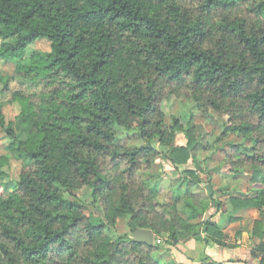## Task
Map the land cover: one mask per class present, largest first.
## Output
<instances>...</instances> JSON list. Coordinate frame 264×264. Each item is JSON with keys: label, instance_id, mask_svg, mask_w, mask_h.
Masks as SVG:
<instances>
[{"label": "trees", "instance_id": "obj_1", "mask_svg": "<svg viewBox=\"0 0 264 264\" xmlns=\"http://www.w3.org/2000/svg\"><path fill=\"white\" fill-rule=\"evenodd\" d=\"M0 40V60L16 65L20 84L40 87L2 101L13 80L3 78L0 91V130L23 163L13 191L0 195V264H167L163 239L222 244L204 219L222 203L180 189L170 203L152 184L160 160L177 172L195 166L182 185L202 183L198 173L211 181L195 162L192 133L165 122L168 89L189 90L208 119L227 117L219 141L244 139L220 165L232 175L251 168L261 188L230 202L264 216V0H0ZM41 41L49 52L31 50ZM14 101L21 111L8 120ZM119 129L145 145L122 144ZM10 160L0 156V179ZM85 189L90 204L78 196ZM123 222L132 234L152 231L154 243L107 234ZM263 228L264 217L253 235L263 239ZM253 257L264 264V240Z\"/></svg>", "mask_w": 264, "mask_h": 264}, {"label": "rangeland", "instance_id": "obj_2", "mask_svg": "<svg viewBox=\"0 0 264 264\" xmlns=\"http://www.w3.org/2000/svg\"><path fill=\"white\" fill-rule=\"evenodd\" d=\"M256 1L258 2L261 0ZM30 48L32 51L49 52L50 44L47 41H41L31 45ZM3 78H12L13 80L9 83L10 86L8 87V90H6V92L4 91V95L1 96L2 101L6 99H13L14 93H23V90H26L25 93L29 96L32 92H36V90L38 91L40 88L38 87L33 89V91L25 89V86L23 87L16 77V65L10 61L6 62L0 60V91L4 88ZM170 93V89H168L164 95L165 98L162 103V110L166 118L165 122L168 126H172L174 120H178L183 125L185 130L192 133L195 140V147L192 153L195 162L202 170L209 174L211 181L210 183H207L206 175L198 173L202 183L193 185L188 179L186 183L182 185V179L186 176L184 173L182 174V172L192 168L195 169V166L190 163L188 166L181 167L177 172L168 161L160 160L152 165L150 177L152 184H157L161 188V197L167 202H174V194L178 191V189H180L185 198L194 194L203 200H208L209 197L212 196V198H216L217 201L223 200L222 202H224L226 200V196H232L233 194H236L237 191L242 192V190L238 188H242L244 184H246V186L243 188L247 189V186L249 187L250 185L249 182L252 176V171L249 166L242 167V173L232 175L223 172L220 165L225 159H227V157H229V154L233 153L232 148L229 146L230 144L236 145L245 143L241 136L234 134L219 141V137L222 132V123L225 119H227V117L222 118L214 116V120L206 118V116L198 110L196 103L191 99V97H189L191 95L190 91L185 88H182L177 93ZM20 111L21 109L19 103L14 101L13 103L6 104L4 114L8 120H13L15 116L20 113ZM118 135L122 144L127 145L128 147H140L145 145V142L140 139L138 133L136 132H127L123 129H119ZM186 143L187 137L185 133L179 135L177 138V144L184 145ZM153 145L159 151H166L158 146L157 141H154ZM15 148L16 146H14L0 130V156L9 155L11 158L9 165L3 168L4 176L0 179V195L2 193L13 191L15 187L14 182L19 180L23 163L17 160ZM140 175L143 180L149 177L143 173ZM232 180H236L237 184L233 188L234 184L232 183V187L229 188V182ZM4 184H9V186L4 188ZM225 184L228 185L225 186ZM260 188V185L253 184L248 189L253 192L251 195H254L255 191ZM172 190L174 191V194ZM247 191L243 194H248ZM78 196L87 204L92 202L91 191L89 189L82 190L78 193ZM222 204L228 205L227 202ZM180 208H182V205ZM221 209L225 210V207L223 206ZM97 216H102V212L98 211ZM107 234L113 238H119L124 235H129L132 238L134 237V233L132 234L128 231L124 222L116 227H108ZM165 240L166 239H163L164 243L161 245L168 251L165 262L167 264H178L175 254L171 253L173 250L165 243ZM182 242L183 241L180 243ZM171 247L176 249L175 246Z\"/></svg>", "mask_w": 264, "mask_h": 264}, {"label": "crops", "instance_id": "obj_3", "mask_svg": "<svg viewBox=\"0 0 264 264\" xmlns=\"http://www.w3.org/2000/svg\"><path fill=\"white\" fill-rule=\"evenodd\" d=\"M232 183L234 184L233 188L237 184L236 180H232L229 182V188L232 187ZM249 183L250 185H247L251 187L253 184ZM227 185L225 184V186ZM243 187L238 188L242 192L237 191L232 196H226L224 202H222L223 200L217 201L215 198L217 202H227L228 205L222 204L225 210H222V207L212 208L204 218L212 220L218 226L223 235L222 244H218L207 235H202L199 240L183 241L175 246L176 249L169 246L173 250L171 253L175 254L178 264H260V259L253 257V250L264 240V236L263 239L255 237L253 231L255 223L263 220L264 216L261 211L255 208L235 211L230 202L231 198L243 199L256 196L251 195L253 192L248 189V186L247 189ZM246 191L248 194H243ZM172 192L174 194L173 190Z\"/></svg>", "mask_w": 264, "mask_h": 264}, {"label": "water", "instance_id": "obj_4", "mask_svg": "<svg viewBox=\"0 0 264 264\" xmlns=\"http://www.w3.org/2000/svg\"><path fill=\"white\" fill-rule=\"evenodd\" d=\"M133 240L137 243H143L151 246L154 241V234L150 230H137L134 233Z\"/></svg>", "mask_w": 264, "mask_h": 264}]
</instances>
